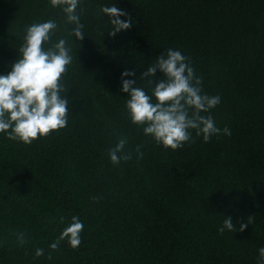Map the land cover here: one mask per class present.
<instances>
[{
	"label": "trees",
	"instance_id": "obj_1",
	"mask_svg": "<svg viewBox=\"0 0 264 264\" xmlns=\"http://www.w3.org/2000/svg\"><path fill=\"white\" fill-rule=\"evenodd\" d=\"M113 5L133 21L114 37L102 12ZM77 13L82 41L51 0H0V75L34 23L54 21L44 47L65 39L73 57L60 80L67 126L31 144L0 133V264H264V0H79ZM169 48L220 97L201 115L231 135L192 130L172 150L131 122L122 73L151 95L141 75ZM120 139L130 159L113 164ZM73 216L80 246L52 250ZM226 216L236 232H219Z\"/></svg>",
	"mask_w": 264,
	"mask_h": 264
},
{
	"label": "clouds",
	"instance_id": "obj_2",
	"mask_svg": "<svg viewBox=\"0 0 264 264\" xmlns=\"http://www.w3.org/2000/svg\"><path fill=\"white\" fill-rule=\"evenodd\" d=\"M51 4L62 8L67 23L75 25L71 34L82 41L85 35L82 31L84 25L77 13L79 0H51ZM102 12L113 26L109 35L114 37L131 28L133 21L129 14L117 6H105ZM122 16L129 18L122 20ZM56 28L57 24L52 20L28 26L18 50L19 56L11 65L12 70L0 75V133H7L8 139L31 144L39 137H47L51 132L67 126L68 101L60 95L64 90L60 80L72 63L71 48L66 47L65 39L51 43L47 49L44 47L46 42L51 41L50 33ZM157 72L162 73L163 78L153 79ZM135 75L132 70L124 71L121 76L122 91L128 97L125 107L130 120L143 126L144 134L153 137L166 149L182 148L192 140V130L197 136L202 135L205 142L221 131L231 135L227 127L223 130L216 127L211 115H201L217 106L220 97L202 93L201 81L181 51L167 49L142 73L141 78L148 80L151 95L137 87V80L124 79ZM126 143V139H120L109 150L113 164H119L121 159H130L128 154L118 155ZM140 147L137 146L136 151L142 156ZM251 219L252 216L248 217V222H240V232L248 227ZM83 228L79 218L73 216L50 248L55 251L59 242L65 239L73 249L78 248ZM226 229L237 231L231 216H226L219 232L223 233ZM19 238L23 240V234ZM43 254V249H36V256ZM259 257L264 261V247L259 249Z\"/></svg>",
	"mask_w": 264,
	"mask_h": 264
}]
</instances>
